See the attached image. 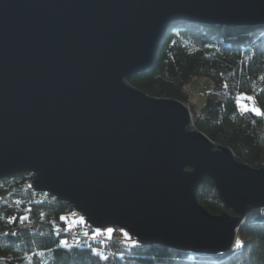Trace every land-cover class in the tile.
<instances>
[{
  "label": "water",
  "instance_id": "obj_1",
  "mask_svg": "<svg viewBox=\"0 0 264 264\" xmlns=\"http://www.w3.org/2000/svg\"><path fill=\"white\" fill-rule=\"evenodd\" d=\"M178 22L264 25V0H0V179L33 173L34 190L143 245L229 252L264 208V165L129 81ZM206 177L221 213L198 199Z\"/></svg>",
  "mask_w": 264,
  "mask_h": 264
},
{
  "label": "trees",
  "instance_id": "obj_2",
  "mask_svg": "<svg viewBox=\"0 0 264 264\" xmlns=\"http://www.w3.org/2000/svg\"><path fill=\"white\" fill-rule=\"evenodd\" d=\"M196 77L210 79L212 89L192 127L217 145L230 147L244 162L264 165V117L241 111L237 100L239 93L251 94L264 110V25L175 23L163 34L153 67L134 74L129 81L149 94L187 102L190 94L184 87ZM33 177L30 172L16 175L14 189L35 194ZM36 194L41 200H28L33 212L22 221L19 218L26 214L10 206L0 191V260L4 264H30L31 254L39 252L43 255L32 257L31 264H264L263 208L250 212L240 225L236 241H242L243 247L235 243L229 252L206 255L139 242L137 246L131 242L116 246L79 239L76 244L65 232L70 227L72 205L47 192ZM197 195L210 212L218 214L225 209L212 179L205 178ZM9 217H17L16 222L9 223ZM28 222L40 227L31 232L25 225ZM84 226L71 227L80 230ZM59 228L62 232L56 231ZM113 229L114 234L120 231ZM61 239L71 246L57 247Z\"/></svg>",
  "mask_w": 264,
  "mask_h": 264
},
{
  "label": "built area",
  "instance_id": "obj_3",
  "mask_svg": "<svg viewBox=\"0 0 264 264\" xmlns=\"http://www.w3.org/2000/svg\"><path fill=\"white\" fill-rule=\"evenodd\" d=\"M187 104H189V103H187ZM191 114H192V112H191ZM198 115H199V112H198ZM15 185H16V180L14 179V177L0 179V191L3 192V195H4V197H6L9 205L14 207V208L21 209L22 212L25 214L32 215L33 210H32V207L30 206V204L28 203V200L33 198V197H37L39 200H41V197H39L36 193L35 194H33V193L32 194H20L19 192H17L14 189ZM5 193H7V194H5ZM29 209L31 210L30 213L28 212ZM25 225L29 228V230L31 232H36L38 230V228L40 227V224H37L34 222H28V223H25ZM87 226L89 229L92 228L90 225H87ZM82 228L83 227H81V229ZM81 229L79 230L76 227H71V230H68L65 232H67V234L70 235L73 238V240H79V239L85 240L86 239V240H98V241H104V242L106 241L108 243H115L117 245L121 244V239L119 238V236H116V237L113 236V238L111 237L109 239L106 235H100V236H96V238H93L92 232H88L89 235L84 236L83 233L85 231H81ZM56 231L62 232V230L60 228L57 229Z\"/></svg>",
  "mask_w": 264,
  "mask_h": 264
},
{
  "label": "rangeland",
  "instance_id": "obj_4",
  "mask_svg": "<svg viewBox=\"0 0 264 264\" xmlns=\"http://www.w3.org/2000/svg\"><path fill=\"white\" fill-rule=\"evenodd\" d=\"M212 89V82H211V80L210 79H208V78H200V77H196V78H194L192 81H190L189 83H188V85H187V93L188 94H190V96H189V100L187 101V102H184L185 103V105L187 104V103H189V104H187L186 106H187V108L189 109V111H190V113L192 112V119H191V124H190V128L191 129H196V128H194V127H192L193 126V122H194V118L195 117H197L198 116V112H199V109L202 107V105L204 104V102H205V99H206V97H207V95L209 94V92H210V90ZM241 94L242 93H239L238 95H237V100H238V106H239V108H240V110L241 111H243V109H241V107H240V100L238 99L240 96H241ZM248 96H252V97H254L253 95H251V94H247ZM255 98V97H254ZM249 102H250V104H249ZM248 102V106L249 107H251L252 106V102L251 101H249ZM255 106L256 107H258V108H260L261 109V106L259 105V103L256 101V99H255ZM200 114V113H199ZM198 130V129H197ZM35 191V193H38V191H36V190H34ZM5 194H7V193H5ZM264 209V208H263ZM70 221H68V225L69 226H77L78 224L76 223V220L80 217V216H83L81 213H79V212H77L76 210H74V211H72V212H70ZM84 217V216H83ZM85 218V217H84ZM85 226L81 229V231H85V232H92L93 234L95 233V231L97 230V229H89L88 228V226H87V224L86 223H83ZM106 228H114V227H106ZM106 228H103V229H100V230H104V229H106ZM120 230V229H119ZM238 234V233H237ZM107 236V235H106ZM113 236H119V238L121 239V241H122V243L123 244H128L129 242H131L132 243V240H133V238H132V240H128V239H125L123 236H122V234L120 233V231L119 232H117L116 234H112V238H113ZM237 238V237H236ZM118 243V242H117ZM235 243H236V241H235ZM113 244H115V243H113ZM116 246H117V244H115ZM234 246H235V244H234ZM234 248V247H233ZM232 248V249H233Z\"/></svg>",
  "mask_w": 264,
  "mask_h": 264
},
{
  "label": "snow or ice",
  "instance_id": "obj_5",
  "mask_svg": "<svg viewBox=\"0 0 264 264\" xmlns=\"http://www.w3.org/2000/svg\"><path fill=\"white\" fill-rule=\"evenodd\" d=\"M262 79H264V77H262ZM238 99L241 102L240 103V107H241V109H243V111H245V112L250 111V112L255 113L258 116L264 117V110H262V109H260V108L255 106V98L254 97L248 96L246 93H242L241 96ZM249 101L252 102V106L251 107L248 106V102ZM28 212L30 213L31 210L29 209ZM19 219H21L22 221H26V220L29 219V216L26 214V215L20 217ZM61 219H64L65 221H67V217H61ZM16 220H17V217H9L8 218L9 223H15ZM76 223L77 224L86 223V220H85V218L83 216H80L76 220ZM68 230H71V226L69 227ZM114 231H115V229H113V228H106L104 230L97 229L95 231V233L93 234V238H96V236H100V235H107V237L110 239L112 237V234H113ZM120 233L122 234V236L125 239L132 240V237L130 236V234L127 231H125L123 228L120 229ZM57 234H59V233H57ZM83 235L84 236H88L89 233L88 232H84ZM75 243L79 244L80 241L76 240ZM132 244H133V246H137L138 242L136 240H132ZM70 246L71 245L69 244V241L67 239H61L57 243V247H70ZM236 246L237 247H243V242L240 241V240H237L236 241ZM48 251H52V250L48 249ZM42 255H43L42 252L32 253L31 256L29 257L30 264H31L32 257L42 256ZM97 255H100V253L97 252ZM101 258L104 259V260H108L107 256H101ZM0 264H4L3 260H0Z\"/></svg>",
  "mask_w": 264,
  "mask_h": 264
},
{
  "label": "bare ground",
  "instance_id": "obj_6",
  "mask_svg": "<svg viewBox=\"0 0 264 264\" xmlns=\"http://www.w3.org/2000/svg\"><path fill=\"white\" fill-rule=\"evenodd\" d=\"M185 89H187V85L184 87ZM13 177H15V176H13ZM87 225H89L88 223H86ZM81 225H83L82 223H81ZM91 226V225H90ZM134 240V239H133ZM106 242V241H105ZM108 243V242H107ZM120 245H124L123 243H122V241H121V244ZM189 253H191V254H195V253H192V252H189Z\"/></svg>",
  "mask_w": 264,
  "mask_h": 264
}]
</instances>
